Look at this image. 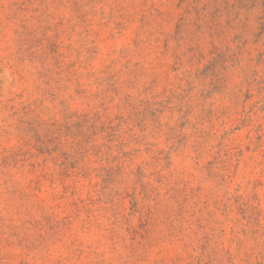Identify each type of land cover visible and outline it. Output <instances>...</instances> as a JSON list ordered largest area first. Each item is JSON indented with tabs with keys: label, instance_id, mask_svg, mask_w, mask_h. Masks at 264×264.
<instances>
[{
	"label": "rangeland",
	"instance_id": "1",
	"mask_svg": "<svg viewBox=\"0 0 264 264\" xmlns=\"http://www.w3.org/2000/svg\"><path fill=\"white\" fill-rule=\"evenodd\" d=\"M0 264H264V0H0Z\"/></svg>",
	"mask_w": 264,
	"mask_h": 264
}]
</instances>
